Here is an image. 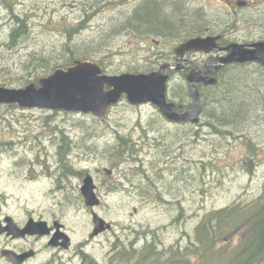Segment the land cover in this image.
<instances>
[{
  "label": "rangeland",
  "instance_id": "1",
  "mask_svg": "<svg viewBox=\"0 0 264 264\" xmlns=\"http://www.w3.org/2000/svg\"><path fill=\"white\" fill-rule=\"evenodd\" d=\"M140 1L0 0V87L22 88L17 86L33 79V67L22 71L20 67L30 53L62 59V45L68 40L63 27L77 24L81 32L74 43L97 40L100 44L91 49L94 58L88 61L98 64L105 74L158 70L163 64L158 59L172 56L179 41L139 33L131 36L125 30L106 44L100 40L110 21L128 17ZM182 1L198 12L206 9L215 28L235 23L233 9L220 0ZM247 13L245 17L252 16L251 11ZM14 15L23 20L29 33L19 48L11 49L8 41L16 25ZM51 46L57 49L51 51ZM4 81H9L7 86ZM174 82L170 86L175 87ZM259 91L264 99V88ZM202 121L200 117L193 126L177 128L167 124L152 105L133 107L125 101L104 121L77 113L0 106V190L14 207L28 201L26 206L35 215L45 212L65 219L77 242L88 237L93 211L112 224L113 231L95 242L87 254H93L98 264H123L119 255L134 252L125 256L127 263L141 264L136 255L146 246L154 245L160 253L177 243L182 249L205 213L250 202L264 190V116L234 133L235 137L216 134ZM62 139L68 152L62 151L65 170L61 175L56 171V143ZM248 140L256 144L254 154L245 146ZM126 141L132 154L120 150ZM248 157L252 163L246 161ZM15 163H22V172ZM103 169L113 171L119 189L97 192L99 206L86 208L79 193L83 177ZM131 183L136 190L120 193L123 185ZM101 184L107 183L99 180L97 185ZM232 239L230 248L236 247L239 236Z\"/></svg>",
  "mask_w": 264,
  "mask_h": 264
},
{
  "label": "trees",
  "instance_id": "2",
  "mask_svg": "<svg viewBox=\"0 0 264 264\" xmlns=\"http://www.w3.org/2000/svg\"><path fill=\"white\" fill-rule=\"evenodd\" d=\"M128 15L123 20L117 18L110 21V27L106 29L100 40L106 44L115 33L125 30L131 36L139 33L143 36H160L183 43L197 38L195 37L197 32L203 30V26L212 21L210 15L198 12V9L193 8L192 5L190 8L186 1L182 0H141ZM13 17L16 25L8 41V47L11 49L19 48L20 42L29 33L23 20L16 15ZM63 30H66L65 34L68 38L62 45L63 58L54 61L42 53H30L25 61L20 62V67L21 71L33 67L34 71L31 75L33 79L17 87L23 88L31 81L38 82L43 78L41 76L46 77L56 69H66L75 61L93 60L95 52L91 49L100 43L97 40L74 43V37L81 32L78 24L74 27H63ZM49 48L51 51L57 49L53 46ZM168 57L169 55L161 57L162 62L159 58L158 63H163ZM151 70L153 69H148L144 73H150ZM225 72L219 75L214 85L199 89L200 117L208 123L205 126L216 134L235 137L234 133L247 127L248 123L257 124L264 116V99L259 97L261 92L259 89L264 88L262 84L264 76L258 75L253 68L242 66L233 67ZM5 82L9 81H4L3 86L6 85ZM175 87L178 88L177 91ZM175 87L169 84L168 98H174L178 104L190 107L192 105L190 101L186 102L189 97L188 88L183 83ZM167 124L177 127L175 123L167 122ZM165 139H169V136ZM59 143L63 153H67L68 150H65L67 143L63 139ZM124 144L127 146L119 145L120 150L132 154L131 144L129 145L128 141ZM245 146L250 153H255L256 144L252 140H248ZM246 161L252 163V157H248ZM160 196L158 193V199ZM233 235L239 236V240L236 247L230 248ZM186 239L187 244L182 249L177 243L161 253L156 252L154 245H148L141 254L138 252L136 261L141 264L156 262L158 264H264V190L250 202L236 203L205 213L194 229L193 235H187ZM129 254L134 252L119 255L123 264H128L125 256Z\"/></svg>",
  "mask_w": 264,
  "mask_h": 264
},
{
  "label": "flooded vegetation",
  "instance_id": "3",
  "mask_svg": "<svg viewBox=\"0 0 264 264\" xmlns=\"http://www.w3.org/2000/svg\"><path fill=\"white\" fill-rule=\"evenodd\" d=\"M261 1V3H256L252 0L251 2L245 0H220L222 4H225L226 6H229L233 9L232 17L235 19V23L233 21V26H230L228 23H226L221 25L219 28H215L211 26V24L215 21H210L205 24V26H203V30L197 32V35L195 36L202 38L218 37L217 48H214L208 54L202 52L186 53L184 54L183 58H178L173 54L172 56L169 54L168 59L164 61L163 64L168 63L173 67L172 71L168 73L170 80L173 82L175 81V85L183 83L188 88V98L191 99L192 104L190 105L191 107H189L185 104H178L174 100L173 103L176 106L173 109L174 112L183 114L185 112L192 111L193 99L190 95L189 85L186 80V77L190 74L202 72L205 68H208L210 70L208 77L215 78L217 82L219 75L225 71L227 72L228 69L242 66L253 68L256 72H258V75L264 76V66L258 62H246L243 64L231 63L222 66L220 69L215 68V66L221 64L220 59L225 58L232 52V46H239L244 50H250L254 48L255 43L264 42V0ZM199 10L201 13L207 14L206 9L201 8ZM225 10L229 11L226 8ZM248 11H251L252 16L245 17L244 14H250L247 13ZM237 23H240L238 24L240 27L236 26ZM162 39L166 40L164 38ZM205 87H209V85L199 83L195 86L198 92L199 89H203ZM200 112L201 110L199 109V120ZM174 125L180 128H185L193 126L194 124L177 123ZM59 142L60 140L56 143L58 150L56 154L58 157L56 171L61 172L62 175V172L65 170H62V161H64V156ZM76 150H78V147L75 145L74 151ZM21 166L22 163H15L16 168L20 169ZM20 172H22L21 169ZM88 173L93 179L94 193L99 199V204L100 198L98 197L97 192H108L111 189H119V185L116 184L113 179V171L107 173L103 169L97 175L90 173V171ZM99 180H103L107 184L97 185ZM122 188L124 190H120V193H129V191L136 190V187L133 183L128 186L123 185ZM57 189H60V187L57 186ZM7 198L8 195L0 190V264L99 263L93 254H87V251L92 249V245L95 242L100 243V238L102 236L113 231L112 224L108 228L104 226L101 232L94 234L93 216L97 214L90 210L92 221L91 231L85 241L77 242L75 240V232L67 225L65 219H62L59 216L57 217L54 214L49 215V213L45 212H38V214L35 215L34 209L30 211L26 206L29 204L28 201H24L26 205L23 207L19 203L17 207H14L8 202ZM135 212L136 211H134V213ZM31 224H40V227L36 232H34L30 228Z\"/></svg>",
  "mask_w": 264,
  "mask_h": 264
},
{
  "label": "water",
  "instance_id": "4",
  "mask_svg": "<svg viewBox=\"0 0 264 264\" xmlns=\"http://www.w3.org/2000/svg\"><path fill=\"white\" fill-rule=\"evenodd\" d=\"M217 40L218 37H198L187 40L174 49V55L183 58L184 54L190 52L208 54L217 48ZM246 62H258L264 66V42L255 43L254 48L250 50L232 46V52L220 59L221 64L215 68L220 69L226 64ZM172 69L170 64H163L158 70L150 73L107 75L96 63L75 61L72 66L56 69L52 74L23 88L0 87V106L78 113L104 121L108 118L111 109L125 100L130 106L152 105L170 123L196 124L199 121L200 99L195 86L199 83L214 85L216 79L208 77L210 71L208 68L187 76L193 108L190 112L178 114L173 111L175 104L168 100L169 75L165 72H170ZM80 193L86 208L98 206L99 199L94 193L91 176L86 175L83 178ZM93 224L94 234L101 232L104 226L110 227V224L97 215L93 216ZM39 227L40 224L30 225L34 232Z\"/></svg>",
  "mask_w": 264,
  "mask_h": 264
},
{
  "label": "bare ground",
  "instance_id": "5",
  "mask_svg": "<svg viewBox=\"0 0 264 264\" xmlns=\"http://www.w3.org/2000/svg\"><path fill=\"white\" fill-rule=\"evenodd\" d=\"M206 93V92H205Z\"/></svg>",
  "mask_w": 264,
  "mask_h": 264
}]
</instances>
